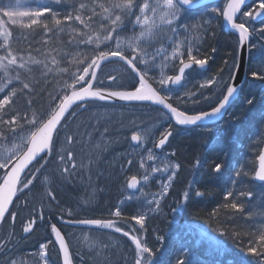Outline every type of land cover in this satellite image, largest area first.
Wrapping results in <instances>:
<instances>
[{
    "label": "snow or ice",
    "instance_id": "1",
    "mask_svg": "<svg viewBox=\"0 0 264 264\" xmlns=\"http://www.w3.org/2000/svg\"><path fill=\"white\" fill-rule=\"evenodd\" d=\"M53 3L57 5L64 4L67 11L55 12L47 4H38L32 11H18L24 6L22 0H16L15 5L0 0V37H2L0 52L3 53L0 54V71H3L6 77V83L0 86V95H2V98H0V145L8 142L12 144L11 148L0 152V220L5 219L7 214L10 213L13 222L15 221L18 213L12 212L11 206L18 198V194L29 189V186L33 185L34 179L38 178V174L45 168L62 127H67L65 121L69 113H71L72 118H75L76 112L72 111L74 107L83 110L93 100L119 99L129 103L151 102L161 106L165 110L161 115L168 120H174L178 125L206 126L218 123L216 117L226 108L233 94L237 92L234 83L221 84L220 90L226 87V92H222L219 103L208 111H199L191 115L187 114V111H181L178 107H174L169 102L170 93L167 86L180 85L185 77L186 70L191 69L193 66L204 69L208 63L207 58H197L199 49L193 47L191 40L177 39L181 31L188 32L191 29L199 31L205 25L210 24V21H202L201 24L191 26L180 23L189 12L202 6L201 0H53ZM246 6V0H224L222 9H211L212 13L222 17L234 33L238 35L236 43L237 47L240 48L250 42L253 34L258 33L261 37H264V0H253L252 8L244 11L243 9ZM45 14L51 18V25ZM19 17L26 18L27 23H22L18 19ZM253 21H259L261 26L258 29L253 28ZM129 24L131 25L130 34L121 35ZM17 25L22 29L42 30L46 35L53 32L63 33L65 26H69L71 28L69 44L76 49H84V51L76 53L75 65L77 71L69 73L67 68H59L60 60L56 58V55L52 56V67H50L45 61L35 60L30 54L25 58L18 50H14L11 28ZM166 33H170V35H167L165 40ZM158 40L168 43L172 47L171 57L167 55V48L163 46V43L159 48L153 47ZM101 47L105 50L101 51ZM182 47H186L187 62L184 59V52L180 51ZM252 47H255V45H252ZM89 49L91 55L88 54ZM194 52L197 55H194ZM57 55H60L62 60L70 53H58ZM161 57H163L162 60ZM177 57H179L180 63L179 74L166 76L163 71L164 68L168 66L170 59L174 60ZM113 61L122 66L123 75L121 79L128 80L133 90L107 91L103 87L95 88L98 78L97 69L101 68L104 62ZM225 63L227 64V62ZM40 64L45 69L43 73L45 76L51 74L55 68L60 74L67 75L71 83L65 81L55 94H50L48 110L39 113L33 112L29 117L27 111L21 114L19 109L13 108V105L18 95L26 94L29 97L26 108L32 107L34 101L30 97L35 88L22 79L21 70L31 71L30 65ZM81 67L83 68L82 72L79 71ZM158 69L160 75L156 79L152 73ZM10 72H15V76H10ZM250 75L253 78L264 80V61L259 63L254 70H251ZM235 77L236 73H231L233 81ZM220 79L221 77L213 76L202 84L201 88L214 87L220 83ZM116 80L117 77L108 76L110 83H115ZM13 81L21 84L22 87L19 91L12 88L11 91L4 94ZM153 83L159 84L160 87H153ZM119 87L123 88L124 84L121 83ZM162 92L165 94H161ZM204 100H213V96L204 97ZM247 104H253V100H247ZM170 128L171 125H169ZM105 132H107V129H105ZM171 135L170 130H165L155 147L162 148ZM145 138V131H132V142L140 144ZM66 140L69 144H72L76 141V137L68 135ZM42 153L48 155L41 158ZM41 159L43 162H40ZM148 159L152 160V155H149ZM258 159L259 168L255 172V179L264 182V150L260 151ZM58 161L65 166L63 169L64 174L70 175L69 164L73 169L76 167L75 155L72 151H68L66 156L60 154ZM37 163H39L38 167L36 166ZM131 163L132 161H129V164ZM140 166H144L143 161H141ZM33 167H35L34 171L32 170ZM178 167V165L171 166L173 176L169 177V182L173 179L175 170ZM223 167V163H216L214 168L211 169V173L218 175L223 171ZM168 170V167L163 169V171ZM152 171L159 172L162 169L153 168ZM239 175L240 171L237 170L236 176ZM143 179L147 181L148 176L145 175ZM137 183V178L133 176L128 186L135 188ZM235 183L236 180L233 179V184ZM168 188L169 184H164L158 198L154 196L152 200L147 201L149 210H158L160 200L168 194ZM48 195L51 196V193L49 192ZM195 195L200 196L202 193L197 191ZM189 196V192L184 193L185 200ZM233 196V191L228 190L224 194V199L227 201L229 197ZM238 196L251 198L253 193L241 191ZM153 204L157 206L156 209L151 208ZM229 206L236 212H242L245 207L244 204L237 202L235 198L230 205L228 203L223 205L225 209ZM69 215H71V212ZM111 215L120 218L121 209L117 207ZM248 215L250 217L253 215L264 216V212L248 213ZM131 219L136 221L141 228L144 227L145 214L134 215ZM72 223L94 225L107 229L114 228L116 232H122L125 237H129L132 244L135 245L134 264H156L155 253L158 250L149 247L137 235H130L129 231H123L122 228L115 227V221L113 220L87 219L73 221ZM33 225L34 221L29 222L23 229L24 233H29ZM51 234L55 237V243L59 245V251L63 255V264H73L69 245L56 224L51 225ZM247 234L254 238L249 239L245 251L254 258H258L259 264H264V224H260L254 232ZM220 235L226 236L227 231H221ZM157 239L162 241L163 237H157ZM7 243L5 240H0V247L7 249ZM51 243L53 241H49V244ZM215 246L217 249H223L224 247L219 239L216 240ZM46 247L45 244H40V256L42 258L45 256L44 250ZM12 264H16V262L13 261ZM179 264H185L183 259L180 260Z\"/></svg>",
    "mask_w": 264,
    "mask_h": 264
},
{
    "label": "bare ground",
    "instance_id": "2",
    "mask_svg": "<svg viewBox=\"0 0 264 264\" xmlns=\"http://www.w3.org/2000/svg\"><path fill=\"white\" fill-rule=\"evenodd\" d=\"M224 2V0H217L219 4L222 5L221 2ZM247 1V0H246ZM202 6L199 8H207L209 6H214L216 7L213 0H201ZM247 3V6L244 7V11H248L252 8L253 6V0H249ZM210 15H214V17H210L208 21H210V24H208L207 28V36L208 39L205 38L204 40V46L201 47V51H199V55H197V58L203 59L207 58L208 63L205 66L204 69H199L196 66H193L191 69L186 70L185 75L189 73V76L193 78L195 82V86L198 85L199 81L204 78H209V76H218L221 77L220 83L216 84L214 87L209 86L207 88H202L204 90H209V89H215V91H210L206 92L203 90L202 95H198V89L197 87H192L190 89L191 95L188 98H184L183 100L179 98V102H176L177 98H173V100L169 99V102L173 104L174 107H178L181 111H187V114H195L196 112L199 111H208L210 110L211 107H215L216 104L219 103V99L222 98V92H226V87L220 90V85L229 83L228 79L231 78V73H236V77L234 82L238 85V93L233 94V97L231 98L230 102L226 105V108L220 113V116H218L216 119L218 121L217 124H208L206 126L203 125H178L175 123L174 120H168L166 119V122H164V129L165 130H170L172 132V135L169 137L168 141L166 142L162 148H156L155 145L156 143L153 144L154 150L156 152L158 151H163L166 150L169 146L172 151H174L175 146H183L185 147L186 144L189 143V135H187L190 130L196 132V134H191L192 140L201 145L204 144V140H202L203 137H201L202 132L197 133L198 130H203L205 128L211 129V127H214L216 129L219 128V132L217 133L218 139H220L221 143L226 142L227 139H236L240 143V149H244L240 151L241 155H247V159L250 162L249 165L253 166V175H252V181L256 185H251L254 187H260L261 185H264V182L258 184V181L254 179V174L256 172V169L259 168V155L260 151L264 150V89H262L263 83L262 80L253 78L250 75L251 70H254L256 66L261 63L258 62L255 50H250L249 44L250 42L245 45L242 49L243 52L241 56L244 58L245 65L244 66V71L240 73V65L237 63L238 57H239V47H237V39L238 35L234 33V31L230 28L229 24L224 21L222 17H220L218 14H214L210 12ZM239 22V20H237ZM261 26V23L259 21H253L252 22V27L253 28H259ZM218 33V34H217ZM41 34H38V37H40ZM221 38L223 36L225 41H221L223 43H220V48L223 51V53L217 52V47H218V42L215 43L214 39L216 38ZM263 39L258 33L253 34L251 39ZM215 49V51H213ZM101 51L105 50L103 47L100 49ZM256 51H259L261 54L264 55V46L261 48H257ZM46 50L44 46H40L37 51H36V56L37 59L42 58L45 54ZM196 55L195 53H193ZM203 55V57H201ZM261 56V55H260ZM227 62V64L225 63ZM113 65L120 66L121 70L117 69H111V67H114ZM238 65V67H237ZM87 66V65H84ZM179 67L177 66L175 69H171L170 72L168 73L171 76H175L179 74ZM32 71H36V73L39 75L37 76L36 80L38 82V85H42L45 88H50V93L47 90L42 89L38 85H33L35 88V91L38 92L39 94L46 95L47 100H46V106H37L35 104L32 105L30 108L31 113L36 112H42L46 111L49 109V100H50V94H55L57 89L65 82V81H70L66 79V75L56 73L55 71L52 72V77L49 74L48 77H45L42 70L37 68L35 66L34 68L31 69ZM74 72L77 71V68L73 69ZM239 70V71H238ZM79 71L82 72L83 68H79ZM98 71V78H97V84L100 87H103L107 91H122V90H133L132 85L128 80H122L121 77L123 75V70L122 66L116 62H104L101 66V68L97 69ZM222 71L226 72L228 75V78L224 76V74L220 75ZM73 71H70L71 73ZM115 76L117 77V80L115 83H110L108 81V76ZM210 77V78H211ZM31 75L27 72L22 73V79H24L26 82L28 80H31ZM90 78V77H89ZM102 82V83H101ZM138 82V81H137ZM184 80H182V83L178 86H181L183 84ZM71 83V81L69 82ZM123 83L124 87L121 88L119 85ZM16 86H19V83H15ZM114 85V86H113ZM153 87L154 84H153ZM246 93V94H245ZM162 94V93H161ZM179 94H184L187 95L185 92L178 93ZM208 96H213V100L206 101L204 100V97ZM252 96H255L256 98H253V104L248 105L247 100H249ZM45 97V98H46ZM42 98V97H40ZM44 98V99H45ZM109 102H106L108 105L107 108L113 109L114 111H117V114H113V119L108 120L109 124L103 121L105 116L103 114L101 115L100 112H98L95 107H93L91 101L87 104L86 107V112L81 111L78 112L77 108H73L72 111L76 112L75 118H72L71 113H69L68 118L65 121V124L68 125L67 123H70L71 121L75 122L72 123L71 130L75 133V135L79 136L76 139L80 141L78 143L79 145H76L75 143L69 144L66 139L62 140L61 135H63V132L65 131V127H62V131L59 135V141H58V146L59 148L56 149L58 152H54V155H67L68 151H72L75 155V165L76 167L73 169L71 164L68 165L69 170H70V175L69 174H64L63 169L64 165L60 164V176H61V182L59 181V184L63 190V195L67 196L68 200H70V207L66 206L65 204L63 205L64 209L67 208L68 210H71V215L69 213L65 214L61 212V209L55 208L54 209V214L60 218L54 217L52 214H49V212H45V210L41 207L40 202H36V205L32 206V201H37L41 199L42 195L45 193L41 189L39 190L37 187L34 185H30L29 189H26L23 191L24 194L20 193L18 194V198L15 199V203L11 206V211L17 210L18 215L15 218V221L11 223V225L7 226V219L0 220L2 225L5 227L6 231L0 235L1 240H5L7 243V246L9 247V251L7 253V256L13 255L11 258L14 257V255H18L20 252L26 251V249H34L36 247V243L39 244L40 242H43L44 240L49 241L51 234V225L56 224L58 229L61 230L62 235L65 238L66 243L68 242V233L64 231L63 229L66 228V230H77L78 229H90L93 230L95 229L93 225H81V224H76L72 223L73 221H79L81 220L80 215H87L88 219H100V220H106L104 216H108L107 212L102 213L105 209H110L111 211H115L117 207H119V203L117 202L116 197L117 192L122 191V193L126 190H129L130 187L129 182L131 180V177H127L125 181H118V184L116 185V191L115 195L113 196L112 190L109 191L110 195L108 197V201L111 202L112 200L116 201V203H109L106 202L101 203L102 200L101 198H94L92 197L94 193L97 191L99 193L101 191V188H99L96 185L102 184L105 182L104 185H106V181L110 176H108L107 171L100 170L101 166H103L102 162H97V161H102L106 157H114L112 154L115 151V147L118 145V150L123 156H131L130 155V149L133 146H136L137 144L135 142L131 141V134L132 131H136L137 129L135 127H132L127 123L125 120L124 113L130 111L133 113H142V109H151V110H163L162 107L159 105L152 104L151 102H126L122 101L119 99H113V100H108ZM111 101V102H110ZM174 101V102H173ZM22 104L21 98L19 97L17 100H15V104L13 105V108L19 109L21 114L24 113V111L19 108ZM97 107L100 108V106L97 105ZM105 110H108V109ZM246 109V114L239 117L242 115L241 112ZM238 111V114H236ZM88 112V114H86ZM6 119L8 117H5ZM97 121H103V123L99 124V126L103 125L101 128H99V131L102 130L103 132L100 133H106L110 135V139L104 141L102 146L100 147L101 151H104L100 153L99 158H92L91 156H88V149L87 144L90 143L92 144L94 139L92 137H87L86 135L91 134L93 127L95 124L92 123L93 120ZM119 121L123 125L120 126L118 124ZM78 121V122H77ZM83 122V123H80ZM81 124L83 126L81 127ZM169 125H171V128L169 129ZM124 126V127H123ZM218 126V127H217ZM85 127L86 134H82L80 136L79 133V128ZM105 129H107V132H105ZM81 131V129H80ZM84 132V131H83ZM89 136V135H88ZM183 139L185 141L182 144H174L175 139ZM61 139V140H60ZM57 141V140H56ZM209 142H214L217 144L216 139L211 138ZM208 142V143H209ZM170 143V145H169ZM117 144V145H116ZM132 145V146H131ZM206 146H209L208 144ZM181 151L179 157H178V162H180L181 167L183 168H188V171L191 169H194L197 166H204L205 163L203 161H200L198 158L194 160L193 156H196L193 151L196 150V147L193 143H190L188 146H186V149L189 152L185 153L184 148H179ZM81 150V151H80ZM117 150V151H118ZM214 153L220 154V151L213 149ZM249 151V152H248ZM92 152V151H91ZM102 158V159H100ZM130 159L126 158V164H129ZM95 162V163H94ZM94 163V164H93ZM125 164V165H126ZM101 165V166H100ZM186 166V167H185ZM104 167V166H103ZM206 167V166H205ZM202 168V167H201ZM34 171V170H33ZM187 171V170H186ZM157 175V172L154 173ZM39 175V174H38ZM217 176H221V174H213L211 173V178H217ZM136 177V176H135ZM31 178V177H30ZM97 178L99 179V182L97 181ZM137 178V177H136ZM35 180V179H34ZM208 180V179H207ZM137 186L136 189H138L142 186H140V180L137 178ZM230 181V180H229ZM26 182V181H25ZM209 182V181H208ZM204 183L202 182V185ZM206 184L205 185V190H202L201 188H195V191L190 192L189 199L194 203L189 206V207H184L180 212H178V209L176 206H174L175 211L171 213V216L174 218L175 222L174 224H170L169 228L171 230H168V228L164 227L166 232L174 233L176 234L177 238L183 236L185 230L178 231L177 226L181 227L184 226L187 229L193 228V224L196 222L200 227L205 226L203 225L205 220L200 219V215L196 216V209H201L205 210L209 209L211 215H213V212L215 210L214 220L215 223L218 225L220 224V220H222V224L225 225L226 223H230L231 225L235 226V228H244V232L248 233L254 232L256 230V227H258L260 224H264L263 218L264 216L260 215H253L249 216V219H245L242 212H236L235 210H232L229 206V208L225 209L223 205L225 203H230L232 202L233 198L229 197L227 201H225L224 196L219 197V194L215 191V186ZM237 194L235 196H238V192H249L250 188L248 190V185L246 184L242 189L239 190V187L233 186ZM260 189V188H258ZM29 190V191H28ZM182 191V190H181ZM199 191L202 193L200 196H196L195 193ZM253 193V196L250 199L256 198L257 194L254 191H250ZM81 193L87 194V196L83 197ZM261 198H263V203H258L257 206L255 207V211L251 213H260L264 211V193L259 194ZM65 196V197H66ZM96 196V195H95ZM234 196V197H235ZM247 196L241 197V198H246ZM95 199L94 205L95 206H90L88 204V199ZM237 202L242 203L241 199L237 197ZM203 203V205H202ZM243 204V203H242ZM108 205V208H107ZM52 206H54V203L52 202ZM74 208H73V207ZM203 206V207H202ZM34 208H38L42 212H39L36 217H32L31 211L34 210ZM105 208V209H104ZM181 209V208H180ZM23 210L26 211L28 215L21 214L19 211ZM30 210V211H29ZM126 209L122 208L121 213L126 214ZM167 211H170V208H167ZM132 210H128L127 216H130V213H132ZM183 213V215H182ZM25 215V216H23ZM104 215V216H103ZM226 215L228 217H226ZM180 216H183L180 218ZM226 217V218H225ZM180 219V220H179ZM200 219V220H199ZM179 220V221H178ZM34 225L33 228L29 231V233H24L23 229L25 225H27L29 222H33ZM4 223V224H3ZM25 223V224H24ZM175 229V230H174ZM252 229V230H251ZM223 231L222 228L217 229V232L215 233V238H207L205 240H197L201 244V249H199L196 254H195V261L196 263L194 264H213V260H216V256H220L222 253H225L224 249L229 247L231 249V252L233 254L236 253L235 250L238 249L239 244L237 241V238L234 234V232H229L227 231L226 236H221L220 232ZM43 234L41 237L40 234ZM190 233V231L188 232ZM251 239L254 238L250 236ZM215 239V241H214ZM219 239L222 241L224 247L223 249H217L215 246L216 240ZM250 239V238H249ZM163 241V240H162ZM196 241V242H197ZM212 244H208V243ZM195 243V242H194ZM192 240H189L188 244L186 246L185 243L183 242L182 251H186L187 256L191 258L192 256L190 255V248L189 244H193ZM208 244L204 247V244ZM249 243V242H248ZM68 244V243H67ZM53 245H56L55 241L53 242ZM39 246V245H38ZM248 246V245H247ZM168 247V246H167ZM40 248V246H39ZM54 250L56 251L55 256H53L52 250L48 249V254L45 251V256L44 259L46 258L47 261L52 262L54 264H61V253L59 251V246H55ZM244 255H241L237 261H247V259H250L252 256L251 254L247 253L244 251ZM40 254V251H39ZM173 257L172 260H174L176 263H179L180 260L175 258L174 252L172 254ZM250 256V257H249ZM249 257V258H247ZM11 258H7L4 260H8ZM113 259L117 260H123L120 256L115 255ZM231 261L230 256L227 255V259L225 260L224 264H228V262ZM3 262V260L1 261ZM0 262V264H1Z\"/></svg>",
    "mask_w": 264,
    "mask_h": 264
},
{
    "label": "rangeland",
    "instance_id": "3",
    "mask_svg": "<svg viewBox=\"0 0 264 264\" xmlns=\"http://www.w3.org/2000/svg\"><path fill=\"white\" fill-rule=\"evenodd\" d=\"M5 3H9L12 5L16 4V0H6ZM23 7L18 9V11H32L36 8L38 4H47L50 6H55L56 4L53 3V0H22ZM219 5H216V7H219ZM215 8L214 6H209L207 8H201V9H195L192 10L187 14L185 19L181 20V24H188L189 26L193 24H201L202 21H208L210 17H214V15H210L211 9ZM54 10V8H52ZM65 11V10H64ZM47 16V14H46ZM22 23H27V19L24 17H19L18 18ZM50 25H51V19H48ZM74 26V25H73ZM203 28V27H202ZM201 28V29H202ZM11 29L14 30H19L22 29L18 25L13 26ZM197 31L196 29H191L188 32L181 31L178 34L177 39L178 40H185L189 39L192 42V45L194 48H198L199 51H201V45L204 46L205 42L204 39H208V37L205 38L203 36V32ZM25 30V29H24ZM64 31L67 32V40L59 42L56 41L49 49H52L54 52L53 55H56V58L60 60V63L58 65L59 68H67L70 71H73V69L77 68L75 65V57L78 49L72 47L69 44V39H70V32L71 28L69 26H65ZM139 31V29H137ZM131 32V25L129 24L125 28V32L121 33V35H124L125 33L130 34ZM28 32H24L26 34ZM42 36V32H40ZM170 35V33H166L165 35V40L166 36ZM74 39V37H73ZM218 38L214 39V42L217 43ZM163 43V46L167 48V55L171 57L172 53V47L168 44L165 43L161 40H158L153 47L154 48H159L161 47V44ZM257 48H255L254 52L256 54L258 62L264 61V55L261 54L259 51H256ZM180 51L184 52V57H186V47H182ZM70 53V55L64 57L62 60L60 58L59 54L63 53ZM91 52V51H90ZM53 52H50V55ZM195 53V52H194ZM89 54V53H88ZM197 55V53H195ZM199 55V54H198ZM261 55V56H260ZM52 59V58H50ZM161 60L163 57L160 58ZM179 64V57L176 59L172 60L170 59L168 62V66L164 68V74L168 76L169 72L171 69H175ZM114 67H111V69H117L121 70L120 66L113 65ZM52 67V65H51ZM175 67V68H174ZM58 72L57 69H53V72ZM59 73V72H58ZM224 74L226 78H228V75L226 72L222 71L220 75ZM152 75L158 79L160 75V70L158 69L156 72L152 73ZM211 76H209L210 78ZM209 78H204L201 79L198 83V85L195 86V82L192 77L189 76V73L185 75L184 77V82L181 86L177 87H171L170 85L168 87V91L170 93L171 99L173 98H181L182 100L184 98H188L191 94L190 89L192 87H197L198 89V95H202L204 92L201 88V85L204 84ZM66 79H68V76L66 75ZM260 80V79H259ZM70 82V81H69ZM155 87L159 88V84L153 83ZM114 86V85H113ZM262 89H264V85L262 86ZM207 93L210 91H215V89H209V90H204ZM181 92H185L187 95L184 94H179ZM162 94H165L162 92ZM246 94V93H245ZM2 98V96H0ZM256 98L255 96H252L250 99ZM181 100L176 99V102H179ZM174 102V101H173ZM98 112L103 114L105 118L103 119L104 122L109 124L108 120L113 119V114H117V111H114L113 109L107 108L108 110H105L106 108H95ZM142 113H133V112H126V122L129 123L130 126L132 127H138L136 131H145L146 133V138L140 143L137 144L136 146H133L130 149V157L128 156H123L119 150H118V145L115 147V151L112 154L114 157H106L102 161H97V162H102L103 166H101L100 170L107 171L108 176L110 178L107 179L106 185L105 182L102 184L99 183L98 186L101 188V191L99 193H96L92 196L94 198H101L102 200L101 203H106L108 201V197L113 194L115 195L116 191V185L118 184V181L122 182L127 179V177L131 176H136L140 180V187L138 191L132 192L130 190H126L122 193L117 192V197L115 200L119 203V208L122 210V208H125L126 214L123 215L121 213L120 218H116L111 215L113 211L110 209H105L102 211L107 212L108 216H104L106 220H113L115 221V227H120L119 222L121 220H127L128 221V227H120L123 229V231H129L130 235H137L142 242L146 243L149 247L153 249H157L160 243L162 242L161 240H158L157 237H163L164 234H166V230L164 227L168 228V230H171L169 228L170 224H174L175 220L171 216V213L173 212L174 206L177 207L178 212H180L185 205V199H184V193L185 192H193L195 191V188L199 184L204 183L210 184L213 183L214 180L211 178V169L214 168L216 163H219L218 159L223 157L224 155L228 154V152H231L233 147L235 146V143H231L230 139H227L226 142L220 141L218 139L217 133L219 132V128L216 129L214 127H211V129H203V130H198L197 133L202 132L201 137L202 140H204V144H197L192 140L191 134H196V132L190 130V132L187 134L190 137L189 143L183 146H175L174 151L172 149L168 148L163 151H158L156 152L154 150L153 144L155 143V140L163 133L164 129V122H166L165 116L161 115V113L156 110H151V109H142ZM88 114V112L86 113ZM238 114V111L237 113ZM89 115V114H88ZM103 121H97L96 119L92 121L95 126L93 127L92 133L87 135V137H92L94 139L93 143L90 144L87 142V149L89 150H94L95 152L98 148L102 146L104 141L110 139V135L106 133H100L103 132L102 130L99 131V128H101L103 125L99 126V124L103 123ZM78 122V121H77ZM75 123V122H74ZM83 123V122H80ZM83 124H81V127ZM72 127L74 126H68L65 131L63 132V135H61L62 140L66 139L65 136L67 135H73L76 138L79 137L75 135V133L71 130ZM79 128V133L81 136V133L85 131V127ZM218 127V126H217ZM81 129V131H80ZM101 135V137L99 136ZM107 137V138H104ZM211 138L216 139V142L219 144H216L214 142H209ZM61 140V139H60ZM58 141L59 138H57V142L55 143V146L53 147L54 152L56 149L59 148L58 146ZM174 144H182L185 141L183 139H175L173 140ZM209 142V143H208ZM76 145H79L80 143L79 140H76L74 142ZM190 143H193L196 147V150L193 151L196 156L194 157L195 159H199L200 161H203L205 163L204 166H197L194 169H191L188 171V168H182L180 162H178V157L180 155V147L184 148L185 153L189 152L186 149V146H188ZM209 146H206V145ZM99 145V147H97ZM170 145V143H169ZM81 146V145H79ZM132 146V145H131ZM12 144L11 142L4 143L0 145V152H3L7 148H11ZM82 147V146H81ZM218 150L220 151V154L217 155L218 157L215 160H210L209 159V154L212 152V150ZM118 150V151H117ZM81 151V150H80ZM244 151V149H243ZM54 152H51L50 158L45 166V168L39 173L38 178H36L33 182V185L37 187L39 190L41 189L43 192H45L41 199L37 201H32V206L36 205V202L41 203V207L45 210V212H51L55 208L61 209V212L65 214L72 212L71 210H68L67 208L64 209L63 205L65 204L68 206V208L71 206L70 205V200H68L67 196L65 197L63 195V190L59 184V181L61 182V176H60V163L58 161V155H54ZM89 151V153H93ZM104 153V151H102ZM249 152V151H248ZM152 155L153 159L149 160L148 156ZM46 156V155H45ZM239 157V159L234 162L228 161L229 165H224V170L222 173V177H225L224 179V184H213L216 189L215 191L219 194V197L224 196L225 192L228 190L233 191L234 196L237 194L233 186L239 187V190H243L242 188L247 184L248 185V190L250 188V191L256 192L257 196L254 198V202H260L261 204L263 203V198L259 194L264 193V185L260 187H253L249 185V182L246 181V178H248L247 174L249 171H252L251 168L252 166L249 165V161L247 159V155H241L238 156L236 155V158ZM126 158L130 159L132 161L131 164H126ZM102 159V158H100ZM141 161L144 162V166L141 167ZM40 162H43L41 159ZM95 163V162H94ZM93 163V164H94ZM126 164V165H125ZM178 165L179 167L176 168L175 170V175L171 182H169V177L173 176V171L171 169V166ZM37 167L39 166V163L36 165ZM206 166V167H205ZM165 167H168V171H163ZM202 167V168H201ZM153 168H159L162 169V171L157 172V175H155L152 171ZM32 170H35V167H33ZM187 170V171H186ZM240 171V175L236 176V171ZM147 175L148 180L145 181L143 177ZM215 175V174H214ZM30 178V177H29ZM208 179V180H207ZM233 179L236 180V183L233 184ZM230 180V181H229ZM249 180V179H248ZM26 181V180H25ZM97 181L99 182V179L97 178ZM209 181V182H208ZM169 184L168 188V193L163 199L160 200V204L158 207V210H149L147 208V201L152 200L154 196L158 198V194L163 190V185L164 184ZM32 185V186H33ZM252 185V183H251ZM260 188V189H258ZM112 190V194L109 193V191ZM182 190V191H181ZM29 191V190H28ZM181 191L180 193H178ZM51 193V196L48 195V193ZM179 195L180 198L182 199H175V194ZM239 193V192H238ZM96 195V196H95ZM115 195V196H116ZM87 194H85V197ZM234 196L231 197L234 199ZM264 196V195H263ZM114 200V201H115ZM189 200V198H188ZM52 202L54 203V206H52ZM113 202V200L111 201ZM110 203V202H109ZM177 203V204H176ZM73 207V206H72ZM74 208V207H73ZM108 208V205H107ZM152 209H156L157 206L153 204L151 206ZM167 208H170V211H167ZM181 208V209H180ZM128 210H132L133 212L130 213V216H127ZM21 214L28 215L26 211L20 210L19 211ZM264 212V211H263ZM139 214H145V221H144V227L141 228L139 224L136 223V221L132 220L131 217L134 215H139ZM23 215V216H25ZM54 217L60 218L56 216L55 214H52ZM203 215H207V218L212 222L214 225L215 229V220L214 216L211 215L210 210L206 209L204 210ZM105 220V219H104ZM264 222V218H263ZM222 223V222H221ZM25 224V223H24ZM217 224V223H216ZM26 226V225H25ZM193 228L187 229L184 224L183 226L179 227L177 226V230L181 232V230H185L183 236L180 237V242L185 243L184 246H186L189 242V240L192 238L193 243L196 242L197 240H205L207 239L208 235V229H206L205 226L200 227L196 222L192 226ZM68 233V245H69V250L71 253L72 261L73 264H134V259H135V245L132 244L131 240L129 237H125L122 232L118 233L113 229H106V228H97V229H78L77 230H66V228L63 229ZM190 231V233H188ZM40 234L42 237L43 234ZM164 240V239H163ZM50 241V240H49ZM49 241L44 240L43 242H40L39 244L36 243V247L34 249H26V251L20 252L18 255H14L13 258L8 259V260H3L1 264H12L13 261L16 262V264H54L52 262H49L46 260V258H42L39 254L40 251V244H45L47 247L45 248L44 251L47 252L48 254V249L52 250L53 256H55V250L54 248L52 249V246L49 244ZM39 245V246H38ZM117 255L120 256L123 260H117L113 259V257ZM175 258L178 260L181 259H186L187 258V253L186 251L179 250V252L174 255Z\"/></svg>",
    "mask_w": 264,
    "mask_h": 264
},
{
    "label": "trees",
    "instance_id": "4",
    "mask_svg": "<svg viewBox=\"0 0 264 264\" xmlns=\"http://www.w3.org/2000/svg\"><path fill=\"white\" fill-rule=\"evenodd\" d=\"M51 7L54 8L53 11H55V12H66L67 11V8H66V6L64 4H59V5L56 4L55 6H51ZM47 19H51V18L47 17ZM11 30L13 32L12 47H13L14 50H18L20 54L25 56V58H27L28 55L30 54L35 60L45 61V62H47L49 64L50 67H51V59L50 58H52V56H53L55 51H53L52 49H49V47H51L56 41L62 42V41L67 40V35H68L66 31H64L63 33L53 32V33H50V34L46 35L42 30H27V29H25V30L24 29H19V30L11 29ZM24 32H28V33L24 34ZM40 32H42V36L38 37V34H40ZM221 41H222V39L218 38V41H217L218 42V44H217L218 45L217 52L223 53V51L220 48V43H223ZM0 43H2V37H0ZM40 46H44L46 52H45V54H44V56L42 58L37 59L36 51H37V49ZM81 50L82 49H78V51H81ZM82 51H84V49ZM50 52H53V53H51V55H50ZM89 52H90V49L88 50V53ZM0 54H3V53L0 52ZM35 66H37V68L42 70V72L44 73L45 69L43 68L42 64H40V65H30V68L32 69ZM21 71H22V73L27 72V73H29L31 75V77H32L31 80H28L27 82H29L32 85H35V84L38 85V82H37L36 78L39 75L36 73V71H32V70L31 71L21 70ZM15 74H16L15 72H10L9 73L10 76H15ZM50 75L52 77V73ZM45 77H48V75L45 76ZM5 83H6V77H5L4 73H3V71H0V86H3ZM15 83L16 82L13 81L11 83V85H9V87L6 89L5 92L11 91L12 88H16L19 91V89L22 87V85L19 84V86H16ZM262 83L264 85V80H262ZM38 86H40L44 90L49 91V93H50V90H51L50 88H45L42 85H38ZM0 96H2V95H0ZM19 97L21 98V101H22V104H21V106L19 108H21L24 112L27 111L29 117H31L32 113L30 111V108H26L27 99L29 97L26 94L25 95H18L15 98V100H17ZM40 97H42V98H40ZM45 97H46V95L44 96V95L39 94L38 92L34 91L31 94L30 98L34 101L33 104H35L37 106H46V100H47L48 96L46 98ZM91 103H92L93 107H95V108H99V107H97V105L100 106V108H102V107L107 108L108 107L107 104H100V103L95 102V101H91ZM86 107L83 110L82 109L79 110L78 112H81V111L86 112L85 111ZM241 113H242V115H240L239 117H241V116L246 114V109H244L243 112H241ZM124 117L126 119L125 115H124ZM116 122H118V124L120 126L123 125L121 122H119L117 120H116ZM72 123H74V122L71 121L70 123H67L68 124L67 127L71 126ZM82 134H86V131L82 132ZM230 140H231L232 144L235 143V146L233 147L231 152H228V154L224 155L223 161H220V163H224V165H229L228 161H230V162H234L235 160L237 161L239 159V157L236 158V155L241 156L240 151L243 150V149L239 148L240 147L239 141H237L234 138L230 139ZM85 145H86V143H85ZM89 151H92V150H89ZM89 151H88V153H89ZM52 152H54V151L52 150ZM101 152L102 151L100 150V148H98L95 152H93L91 154H88V156H91L93 159L94 158L97 159V158H99ZM252 168H253V166H252ZM252 168H251V170H252ZM252 172H253V170L249 171L248 173H245V175L247 174V176H248V178H246V181L249 182V185L251 183H252V185H256L252 181V177H251L252 176ZM222 173H223V171L220 173L221 176H222ZM224 178L225 177H223V179H222L220 176L219 177L217 176V178H213L212 179V180H214L213 184L217 185L219 183V184L223 185L224 184V180H225ZM197 188H201L202 190H205V185L204 184L203 185L199 184L197 186ZM215 189H216V187H215ZM22 194H24V193H22ZM81 195H83V194L81 193ZM83 197H84V195H83ZM237 197H239V196H235L234 198L238 199ZM239 198L241 199L242 203L245 205V207L243 209V215H244L245 219L247 220V219H249L248 213H251L252 211L254 212L255 211V207L260 202H258V201L254 202L255 200L254 199H250L249 197H246V198L239 197ZM89 202H92V199L89 198L88 199V203ZM193 203H194V201L192 202L190 199L189 200L187 199L186 202H185V205H186V207H189ZM202 205H203V203H202ZM204 210H205V208H204ZM204 210L196 209L194 211H196L195 212L196 216L200 215L199 218L202 219V220H205L203 225H205L206 229H208L207 237L208 238H210V237L215 238L214 235L217 232V229L220 230V228H222L223 231L226 230V231H229V232H234L235 236L237 238L238 244L240 246V247H238L237 250H235L236 251L235 254H233L231 252V249L229 247H227L226 249H224L225 253H222L220 256H216L217 259L213 260V264H224L225 260L227 259V255L230 256V258H231V261L228 262V264H259L258 258H254L252 255H250L252 257L250 259H247V261H243V260L240 261V262L237 261V259L241 255L245 254L244 251H245V249H246V247L248 245L249 238L251 239L250 235H248L246 232H244V230H245L244 228H238V227L235 228V226L231 225L230 223H226L225 225H223L221 223L222 220H220V224L219 225L215 223L216 226H215V229H214V225L209 220V218H207V215H203ZM39 212H42V211L39 210L38 208H34V210L31 211L32 217H36V215ZM54 213H55L54 210L49 212V214H54ZM81 215H83V214H81ZM182 215H183V213H182ZM181 217H183V216H180V218ZM226 217H228V216L226 215ZM85 218H88V216L86 214L81 217V219H85ZM119 226L122 227V228L125 227V226L128 227V221L127 220H121L119 222ZM248 233H251L250 230L248 231ZM163 239L164 240L160 243L158 248L154 249V250H158L155 253L156 264H179V263H176L174 260H172L171 257H173L172 256L173 252H174V255H175L176 252L177 253L179 252V249L183 248V247H180V246H182L183 243H181L179 241V238H177L176 234H174L173 232L172 233H170V232L168 233L167 232L166 234H164ZM190 240H192V238ZM214 241H215V239H214ZM201 244L202 243H200L199 241L195 242L194 245L193 244H189L190 255L192 257L189 258L187 256V258L183 260L185 262V264H194V263H196L195 254H196V252L199 249L203 248V247H201ZM208 244H212V243H208ZM208 244L205 243L204 247L206 245H208ZM249 257H247V258H249Z\"/></svg>",
    "mask_w": 264,
    "mask_h": 264
},
{
    "label": "flooded vegetation",
    "instance_id": "5",
    "mask_svg": "<svg viewBox=\"0 0 264 264\" xmlns=\"http://www.w3.org/2000/svg\"><path fill=\"white\" fill-rule=\"evenodd\" d=\"M5 219H7L8 221H7V224H5V225H7V226H9V225H11V223H12V217H11V215H10V213L9 214H7V216H6V218ZM2 222L0 221V235H2L5 231H6V229H5V227L1 224ZM4 224V223H3ZM1 240V239H0ZM9 249V247L7 246V249H5V248H3V247H0V262L2 261V260H4V259H7L8 257L9 258H11L13 255H9V256H7V253H8V250Z\"/></svg>",
    "mask_w": 264,
    "mask_h": 264
},
{
    "label": "water",
    "instance_id": "6",
    "mask_svg": "<svg viewBox=\"0 0 264 264\" xmlns=\"http://www.w3.org/2000/svg\"><path fill=\"white\" fill-rule=\"evenodd\" d=\"M249 0H247L246 2H248ZM230 26V25H229ZM231 28V27H230ZM239 57H238V61H237V63H239V65H240V69H241V71H239L240 73H242L243 71H244V66L243 65H245V62H244V58L241 56V54L242 53H244L243 52V49L242 48H240L239 47ZM229 83H234L235 84V86L237 87V92L236 93H234V94H237L238 93V85L236 84V82H234L232 79L230 80V82ZM93 90H95V89H93ZM109 100H113V99H109ZM99 101H102V100H99ZM106 102H109L108 100H106ZM111 102V101H110ZM161 107V106H160ZM218 116H220V114L218 115ZM217 116V117H218ZM216 117V118H217ZM256 170H258V169H256ZM254 179H255V174H254ZM255 180H257V179H255ZM257 181H259V180H257ZM130 189H136V187L135 188H130ZM53 238H54V240H55V237L53 236ZM57 246H59L58 244H57ZM61 262H62V264H63V255H62V253H61Z\"/></svg>",
    "mask_w": 264,
    "mask_h": 264
}]
</instances>
